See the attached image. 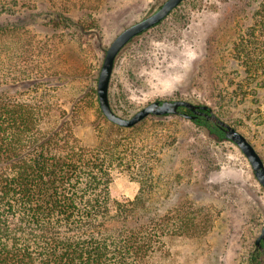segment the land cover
<instances>
[{"label":"rangeland","instance_id":"1","mask_svg":"<svg viewBox=\"0 0 264 264\" xmlns=\"http://www.w3.org/2000/svg\"><path fill=\"white\" fill-rule=\"evenodd\" d=\"M4 1H11L14 21L29 25L22 39L10 36L12 77L40 64L55 73L57 83L49 84L46 92L57 104L69 106L71 99L87 95L80 107L86 126L80 132L89 136L90 120L104 119L95 95L108 48L126 27L166 0ZM259 2L184 0L160 23L134 37L116 59L110 85L116 110L131 117L158 99L206 103L264 157V117L228 84V73L237 66L233 44L248 30ZM63 14L75 22H64ZM53 19L62 22L60 27L55 28ZM16 39L23 42L15 45ZM33 44L35 49L23 52L22 46ZM135 126L146 151L158 150L155 189L149 195L153 212L188 224L182 233L170 235L148 264H264V251L260 261L253 259L264 226V186L242 149L182 114L150 115ZM104 128L111 126L106 123ZM116 186L120 196L130 198L141 188L125 173L117 176Z\"/></svg>","mask_w":264,"mask_h":264},{"label":"trees","instance_id":"2","mask_svg":"<svg viewBox=\"0 0 264 264\" xmlns=\"http://www.w3.org/2000/svg\"><path fill=\"white\" fill-rule=\"evenodd\" d=\"M10 3L0 0V264H148L170 235L188 225L151 208L158 150L146 151L136 126L110 121L101 107L104 119L90 120V135L81 134L86 123L80 107L87 95L71 99L69 106L57 104L46 92L57 83L50 68L24 67L23 76L12 77L10 36L22 39L29 25L11 18L16 11ZM251 19L233 44L237 66L228 73V84L264 117V0ZM51 22L55 28L62 24ZM18 42L23 41H13ZM35 48L22 46L24 53ZM95 100L100 106L98 88ZM191 120L219 140L228 139L205 117ZM122 173L141 185L134 198L117 192ZM262 253L256 250L253 259L260 261Z\"/></svg>","mask_w":264,"mask_h":264},{"label":"water","instance_id":"3","mask_svg":"<svg viewBox=\"0 0 264 264\" xmlns=\"http://www.w3.org/2000/svg\"><path fill=\"white\" fill-rule=\"evenodd\" d=\"M184 0H166L154 13L126 27L112 42L98 79V97L105 116L112 122L126 127H133L150 115L182 114L189 119L200 116L221 128L226 137L234 141L246 154L254 169L255 175L264 186V158L253 142L237 127L223 119L206 103H196L188 99H158L150 102L131 117L117 113L110 100V85L115 69L116 59L121 50L136 36L160 23ZM264 226L256 239V249L263 248Z\"/></svg>","mask_w":264,"mask_h":264},{"label":"flooded vegetation","instance_id":"4","mask_svg":"<svg viewBox=\"0 0 264 264\" xmlns=\"http://www.w3.org/2000/svg\"><path fill=\"white\" fill-rule=\"evenodd\" d=\"M263 248H257V250L264 251V240L262 241Z\"/></svg>","mask_w":264,"mask_h":264}]
</instances>
